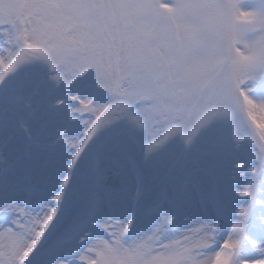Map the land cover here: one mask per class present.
<instances>
[{"label":"snow or ice","instance_id":"6c2138e0","mask_svg":"<svg viewBox=\"0 0 264 264\" xmlns=\"http://www.w3.org/2000/svg\"><path fill=\"white\" fill-rule=\"evenodd\" d=\"M0 264H264V0H0Z\"/></svg>","mask_w":264,"mask_h":264}]
</instances>
